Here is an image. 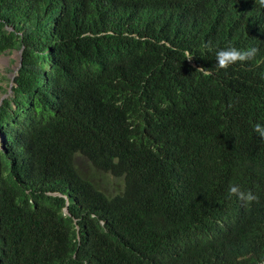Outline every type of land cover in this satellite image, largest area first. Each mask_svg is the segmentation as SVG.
Listing matches in <instances>:
<instances>
[{"label": "trees", "instance_id": "1", "mask_svg": "<svg viewBox=\"0 0 264 264\" xmlns=\"http://www.w3.org/2000/svg\"><path fill=\"white\" fill-rule=\"evenodd\" d=\"M248 1L0 0V55L22 62L0 98V264H264ZM228 47L258 52L217 69Z\"/></svg>", "mask_w": 264, "mask_h": 264}, {"label": "clouds", "instance_id": "2", "mask_svg": "<svg viewBox=\"0 0 264 264\" xmlns=\"http://www.w3.org/2000/svg\"><path fill=\"white\" fill-rule=\"evenodd\" d=\"M253 1V5L251 11L245 15V24L246 20L251 22L253 19L254 22V32L260 33L264 32V0H249L244 7H241V11L244 12ZM211 48V44L208 45ZM259 47V46H258ZM257 47V48H258ZM251 48L248 50H240L235 47H228L225 49H220L216 52V65L217 69H228L230 66L240 63L246 62L254 59L256 56L258 49ZM192 57H189L187 60H191ZM210 70L200 68L197 72H203L208 74ZM254 131L258 134L261 139H264V125L257 123L254 127ZM229 196H236L241 201H244L248 204L252 202H258V197L254 195L251 191L243 192L240 190L239 186L236 184H230L228 189Z\"/></svg>", "mask_w": 264, "mask_h": 264}, {"label": "rangeland", "instance_id": "3", "mask_svg": "<svg viewBox=\"0 0 264 264\" xmlns=\"http://www.w3.org/2000/svg\"><path fill=\"white\" fill-rule=\"evenodd\" d=\"M20 59L21 55L18 52H6L0 55V78H3L4 86L8 90L6 94L0 92V98H5L10 92V86L12 85L14 76L17 74L16 68L19 65ZM75 163L85 175H88L92 171L90 163L81 156H76ZM95 176L100 188L108 194H114L122 186V180L120 181L112 176Z\"/></svg>", "mask_w": 264, "mask_h": 264}, {"label": "water", "instance_id": "4", "mask_svg": "<svg viewBox=\"0 0 264 264\" xmlns=\"http://www.w3.org/2000/svg\"><path fill=\"white\" fill-rule=\"evenodd\" d=\"M18 53L21 55V52H18ZM21 64H22V62H21V59H20V61H19V65H18V67L16 68V71H17V72H18L19 68L21 67ZM14 78H15V76H14ZM14 78H13V80H14ZM11 88H12V85L10 86V93H12Z\"/></svg>", "mask_w": 264, "mask_h": 264}]
</instances>
